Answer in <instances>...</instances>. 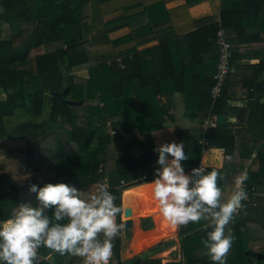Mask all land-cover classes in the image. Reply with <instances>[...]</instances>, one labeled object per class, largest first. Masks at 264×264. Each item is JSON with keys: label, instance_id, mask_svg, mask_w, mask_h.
I'll return each mask as SVG.
<instances>
[{"label": "trees", "instance_id": "trees-1", "mask_svg": "<svg viewBox=\"0 0 264 264\" xmlns=\"http://www.w3.org/2000/svg\"><path fill=\"white\" fill-rule=\"evenodd\" d=\"M170 1L0 0V33L3 25L9 31L0 37V139L9 146L0 165V222L18 207V191L31 184L63 182L80 189L85 198L103 184L121 207L126 189L155 178L153 168L159 165L153 132L180 115L182 124L175 125L174 135L189 155L181 162L185 173L200 166L204 139L205 148L223 150L221 167L203 168L220 173L217 184L223 194L236 176L248 174L244 188L249 200L225 228L226 235L230 231L234 236L226 264H264V102L255 96L257 89L264 91V56L251 65L256 73L246 87L252 93H246L252 102L238 110L237 120L201 128L209 112L226 114L228 102L240 97L232 94L235 75L230 73L212 102L216 34L224 30L231 65L238 70V48L253 40L264 44V0H220L218 20L191 18L188 7L201 0L168 8ZM88 5L96 14L87 13ZM255 9H262V32L241 37L235 23L245 33V22L257 20ZM122 29L126 32L119 33ZM154 40L158 42L146 46ZM240 90L246 91L242 85ZM181 106L184 110H178ZM236 121L244 132H234ZM37 205L34 193L32 206ZM120 215L116 219L122 225ZM208 225L201 220L178 228L182 261L172 264H215L202 243L211 230ZM141 227L153 224L144 218ZM173 242L161 241L151 251L160 252ZM255 243L260 248L254 249ZM112 250L118 264H160L150 256L122 260V229ZM38 252L50 254L52 261L36 264L81 260L45 247Z\"/></svg>", "mask_w": 264, "mask_h": 264}, {"label": "clouds", "instance_id": "clouds-1", "mask_svg": "<svg viewBox=\"0 0 264 264\" xmlns=\"http://www.w3.org/2000/svg\"><path fill=\"white\" fill-rule=\"evenodd\" d=\"M154 151L159 167L154 169L153 196L161 215L176 228L208 221L211 230L202 241L207 255L215 264H226L234 236L230 231L226 235L225 228L248 199L247 172L235 177L234 190L224 199L217 170L196 167L185 173L181 162L189 155L183 143H161ZM29 192L35 193L38 205L20 203L10 218L0 222V264H36L41 247L81 257L84 264H109L122 229L116 219L122 209L106 185L86 198L80 189L63 182L31 184Z\"/></svg>", "mask_w": 264, "mask_h": 264}, {"label": "crops", "instance_id": "crops-1", "mask_svg": "<svg viewBox=\"0 0 264 264\" xmlns=\"http://www.w3.org/2000/svg\"><path fill=\"white\" fill-rule=\"evenodd\" d=\"M184 1L185 0H172L166 4V7L169 8V7H173L176 5H180V4L184 3ZM219 5H220V0H201L198 3H195L191 6H189L188 12H189L191 18L194 20L204 18V17H211L215 20H218L219 16H220ZM255 12H256V19L257 20L255 22H252V21L251 22H245V27L247 29V31L245 33H243V31H242V29H243L242 24L239 25L238 22L235 23L236 30L239 31V34L241 37H246L247 39H249L248 36H251L254 38V37H257L262 32L263 25L259 21V17H258V15H260V13H262V9H255ZM157 42H158V40H154L153 42L147 44L146 46L156 44ZM237 53H238V58H239L237 60V64L242 65V67L238 68V70L234 69V67H233V71L231 72V75H235V78L232 79L231 84L234 85V87L232 88V90H233L232 94H238V96H240V97L239 98H233L231 101L228 102V107H229L228 113L224 114L226 116V121L231 120L232 122L237 120L238 110L245 109L246 106L252 102L251 101L252 99H250L251 97H249L246 93V92L252 93V89H251V87H249V89L247 90L246 87L248 88V85L250 83V82H248L249 78H252V76L255 75V73H256V71H255L256 67L251 66V65L257 64L259 62V59L262 56H264V44L257 42V40H253L252 43L241 45L238 48ZM262 78H264V73L262 75ZM240 85H242V88L245 89L246 91L240 90ZM255 96H259L260 102H264V91L262 89H257ZM160 98H161L162 102H165L166 98H165L164 94H162L160 96ZM178 110H184V108L181 106L178 108ZM175 121H176L175 123L168 122L162 128L153 132V138H154V141H155L157 146L161 143L176 142L177 141V138L174 135V127L176 124H182V120L180 118V115H176ZM236 122L237 123L233 126L234 132L238 129L241 130V132H244L245 127L243 128L242 123H240L239 121H236ZM201 128H202V124H201ZM202 130H203V128H202ZM134 131L137 132L136 129H134ZM241 138H242L243 142L249 143V139L247 136L245 137L242 135ZM244 138H247V139L244 140ZM211 151H214V154L216 155L213 157L214 161L208 163L207 165H203L202 162H203L204 156L207 155L208 153H210ZM201 154L202 155H201L199 167H201V168H205L206 166L221 167L222 162H223V150L222 149L207 147L206 149H204L202 151ZM152 181H148V182L142 183L140 185H143V186L153 185ZM147 183H149V184H147ZM140 185H137V186H140ZM137 186H134V187H137ZM134 187H131V188H134ZM128 189H130V188H128ZM233 190H234V186L229 187L227 189V191L223 194V198L226 199L231 194V192ZM123 196H124V200H126L125 199V192H124ZM152 196H153V189L150 190L148 192V194L145 196V199L143 200L145 205H150L151 199H149V198ZM17 197H18V203L19 204L24 203V202H29V203H31V205H33L34 193L29 192V187L21 188L18 191ZM146 199H148V201ZM123 204H124V201L122 202V206H123ZM142 208H143V206L141 207V209ZM144 209L145 210L142 209L143 210L142 212L138 211V214H148L149 213V212L148 213L146 212V210H149V209H146V208H144ZM138 214L136 213L135 214L136 216L132 218V220H133L132 226L135 225V228L139 230L140 234L141 233H153V232H155L157 229V220L155 218L156 213L155 214L151 213L150 216L141 218V219L149 218L153 224V227L146 229V230L141 227V224L138 225ZM175 229H176V227H175ZM138 230H137V232H138ZM174 231H173L174 234H172L170 236H166V237L158 236L159 233L157 235H155L156 237H153V240L150 242L149 248L151 249L152 247H154L156 244H158L161 241L173 240L174 242L171 245L174 246V248L170 252V256H171L170 258H174L176 256V254L180 252L178 228L175 232ZM130 237L132 239L133 231H132V234ZM150 238H151V236H150ZM129 240H130V238H125V236L123 234V237H122L123 248H125L127 246L128 242H130ZM173 250L175 251V253L173 252ZM162 251H164V249L161 250V252Z\"/></svg>", "mask_w": 264, "mask_h": 264}, {"label": "rangeland", "instance_id": "rangeland-1", "mask_svg": "<svg viewBox=\"0 0 264 264\" xmlns=\"http://www.w3.org/2000/svg\"><path fill=\"white\" fill-rule=\"evenodd\" d=\"M87 13L90 14V15L96 14L95 11L92 8V5H88ZM22 25H24V24H22ZM24 26H27V25L25 24ZM123 32H126L125 29H122L121 31H119V33H123ZM8 34H9V31H8L7 25H3V30L0 33V37L1 38L7 37ZM78 75L83 76V77H87L88 76L87 72H80V73H78ZM8 147H9L8 146V142L5 139H0V165L3 164L5 162V160H6V158H7V149H8ZM214 156H216L214 154V151H211L210 153H208L207 155L204 156L202 164L203 165H207L208 163L213 162L214 161L213 160ZM122 198H123V193H122ZM122 198H121V209H123ZM149 199H151L150 200V202H151L150 205H145L143 202L140 203V205L143 206V208H142L143 210H145L144 208L149 209V210H146L147 213L149 212L148 214H138V211L139 212L143 211L142 209L139 208V205H138V208L135 207L134 213L138 214V225L141 224V220H142L141 218L142 217H147V216H150L151 213H153V214L156 213L155 218L157 220V229L153 233H141L140 234V237H139V240H138V246H139L138 250H135V251L129 250L130 242H128L127 246L125 248H123V243H122V250H121L122 253H120V256H121L122 260H127V259H130V258H132L134 256H138V255L141 256V257L150 256L151 258H159V259H167V258L171 257L170 256V252L174 248V246H172V245H170L168 247H165L164 251H162V252L161 251L160 252H152L151 249L149 248L150 247L149 246L150 242L153 240V237H156L155 235H157L158 233L160 234V235L158 234V236H161V237H166V236H170V235L174 234V233H169L168 235H166V234L162 235V233H163V230H162L163 229L162 228L163 225L162 224H165L164 222H166V220L164 221V218H163V216L161 215V213L159 211L158 201H156L154 199V196L150 197ZM146 200L148 201V199H146ZM122 213L123 212L121 211L120 217H121V220L123 221V219L127 218V217L122 215ZM134 213L131 216L132 218L136 216ZM176 230H177V228L175 229V231ZM150 236H151V238H150ZM122 237H123V234H122ZM130 239H131V237H130ZM252 247L254 249L260 248L258 243L253 244Z\"/></svg>", "mask_w": 264, "mask_h": 264}, {"label": "built area", "instance_id": "built-area-1", "mask_svg": "<svg viewBox=\"0 0 264 264\" xmlns=\"http://www.w3.org/2000/svg\"><path fill=\"white\" fill-rule=\"evenodd\" d=\"M216 41H217V46H218V56H217V61L215 65V71H214V83L210 88V96L212 98V102L220 96L223 86L225 85V82L228 78V75L233 71V66L231 65V45L230 43L226 40L225 38V32L223 29H219L217 34H216ZM216 124V116L213 115L211 112L208 113V115L203 119L202 122V128L205 130L210 126H214ZM200 142L203 144V150L206 149V141L204 139H201ZM157 167L153 168V173L154 169ZM148 174H144L142 176L143 179L147 178ZM105 182V180L103 181ZM248 199L249 200V192H247ZM48 260L52 261V256L49 255H41L38 252V260ZM182 261L181 253H177L174 258H167V259H160V264H172L176 262ZM78 264H84V259L81 258L80 262ZM109 264H118V261L116 260L114 256V252L112 250V255L109 260ZM182 264H204L201 262H193V263H183Z\"/></svg>", "mask_w": 264, "mask_h": 264}, {"label": "bare ground", "instance_id": "bare-ground-1", "mask_svg": "<svg viewBox=\"0 0 264 264\" xmlns=\"http://www.w3.org/2000/svg\"><path fill=\"white\" fill-rule=\"evenodd\" d=\"M147 184H149V183H147ZM152 189H153V185H148V186L140 185V186H137V187H134V188L126 189L124 191L126 200H124L123 206L124 207H128L129 206L131 208V215L129 216L131 218V220H132L131 216L134 213L135 207L138 208V205H139V208L141 209L142 206L140 205V203L141 202L144 203L143 200L145 199V196ZM164 221H165V219H164ZM164 223L165 224H162L163 225L162 226V228H163L162 229L163 230L162 234L168 235L169 233H173V231L175 230V227L172 226L167 220ZM132 225H133V220H132V223H131L130 227L128 228L127 238H130V236L132 234V231H133V237H132V239H130L131 241L129 240L130 241L129 250L135 251V250L139 249L138 248L139 247L138 246V240H139V237H140V232H139L138 229L135 228V225L133 227H132ZM137 230H138V232H137Z\"/></svg>", "mask_w": 264, "mask_h": 264}, {"label": "water", "instance_id": "water-1", "mask_svg": "<svg viewBox=\"0 0 264 264\" xmlns=\"http://www.w3.org/2000/svg\"><path fill=\"white\" fill-rule=\"evenodd\" d=\"M50 93H51V95H54V96L60 98V93L59 92L51 91ZM65 102L67 104H71V105H74L75 103H79V101H75V100H65ZM225 121H226V116L224 114L216 116V123L217 124L223 125L225 123ZM70 184H72V183H70ZM122 212H123L122 215L127 217V218H124L123 221H122L123 222L122 223V231H123V234H124L125 238H127L128 228L130 227V225L132 223L131 218L128 217V216L131 215V208L130 207H123ZM173 252L175 253L174 250H173Z\"/></svg>", "mask_w": 264, "mask_h": 264}]
</instances>
